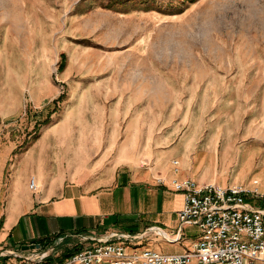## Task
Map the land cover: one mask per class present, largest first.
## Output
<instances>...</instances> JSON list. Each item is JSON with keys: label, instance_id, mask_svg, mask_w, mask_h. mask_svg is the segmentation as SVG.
Returning a JSON list of instances; mask_svg holds the SVG:
<instances>
[{"label": "rangeland", "instance_id": "1", "mask_svg": "<svg viewBox=\"0 0 264 264\" xmlns=\"http://www.w3.org/2000/svg\"><path fill=\"white\" fill-rule=\"evenodd\" d=\"M6 146L10 164L55 173L111 163L151 173L117 191L115 218L174 236L176 216L158 221L142 194L168 190L160 162H181L187 148L196 181L230 183L245 168L246 181L264 182V0H0ZM197 234L171 244L150 232L139 245L182 253Z\"/></svg>", "mask_w": 264, "mask_h": 264}, {"label": "crops", "instance_id": "2", "mask_svg": "<svg viewBox=\"0 0 264 264\" xmlns=\"http://www.w3.org/2000/svg\"><path fill=\"white\" fill-rule=\"evenodd\" d=\"M11 153L7 146L0 152V264H22L26 257L43 253L48 255L47 262H60L89 245L90 242L85 239L89 236L97 239H109L114 233L145 236L151 228H158L165 238L175 240L179 221L172 236L157 223H149L143 231H126L125 228L130 230L134 228L133 225H125L115 218L119 207L117 191L151 181V173L134 174L129 164L120 163H111L106 172L103 166L94 172L85 166L76 173L71 168H63L55 173L39 167L37 160L27 164L21 161L10 164ZM180 154L177 171L168 161L160 162L156 167L158 179L165 180L168 190L161 188L151 192L145 186L142 190L148 203L155 209L158 221L163 215H175L178 220V212L184 205V196L172 190L173 180H195L188 149L180 151ZM226 156L228 154L224 153ZM9 165L12 166L11 170ZM121 168L125 170L120 171ZM178 170L181 171L180 178ZM245 172L243 168L230 183L224 179L209 180L204 177L197 182H213L223 187L245 183L250 186L251 181H246ZM33 177L39 186L35 192L29 188ZM125 178H130V181L123 185L120 179ZM261 179L264 181V176ZM252 206L264 210V206ZM166 223L170 224L169 221ZM122 227L125 230L120 229ZM25 246H35V249L23 250Z\"/></svg>", "mask_w": 264, "mask_h": 264}, {"label": "built area", "instance_id": "3", "mask_svg": "<svg viewBox=\"0 0 264 264\" xmlns=\"http://www.w3.org/2000/svg\"><path fill=\"white\" fill-rule=\"evenodd\" d=\"M177 171L179 162H174ZM158 183L166 186L164 179ZM261 181L250 186L223 187L193 179L173 180L172 190L184 196L178 212L179 228L174 242L158 230L154 232L171 244L185 240V229L195 227L199 237L182 253L165 254L140 246L145 236L114 233L109 239L85 237L89 245L60 262H47L48 255L33 254L22 264H264V210L254 208L247 198L264 202ZM31 191L39 186L36 178L29 183Z\"/></svg>", "mask_w": 264, "mask_h": 264}, {"label": "water", "instance_id": "4", "mask_svg": "<svg viewBox=\"0 0 264 264\" xmlns=\"http://www.w3.org/2000/svg\"><path fill=\"white\" fill-rule=\"evenodd\" d=\"M35 249V246H25L23 250Z\"/></svg>", "mask_w": 264, "mask_h": 264}, {"label": "bare ground", "instance_id": "5", "mask_svg": "<svg viewBox=\"0 0 264 264\" xmlns=\"http://www.w3.org/2000/svg\"><path fill=\"white\" fill-rule=\"evenodd\" d=\"M161 233V232H160ZM167 238V237H166ZM170 242H174L175 240H171L170 238H167ZM176 239V238H175Z\"/></svg>", "mask_w": 264, "mask_h": 264}]
</instances>
